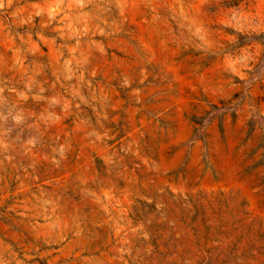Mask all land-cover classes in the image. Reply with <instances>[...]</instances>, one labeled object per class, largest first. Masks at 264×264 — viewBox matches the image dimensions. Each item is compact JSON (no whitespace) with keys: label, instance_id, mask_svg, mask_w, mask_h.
Here are the masks:
<instances>
[{"label":"rangeland","instance_id":"374dc122","mask_svg":"<svg viewBox=\"0 0 264 264\" xmlns=\"http://www.w3.org/2000/svg\"><path fill=\"white\" fill-rule=\"evenodd\" d=\"M0 264H264V0H0Z\"/></svg>","mask_w":264,"mask_h":264}]
</instances>
